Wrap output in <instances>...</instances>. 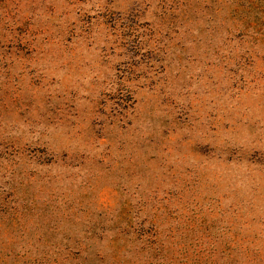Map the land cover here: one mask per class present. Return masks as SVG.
Here are the masks:
<instances>
[{"label": "rangeland", "instance_id": "374dc122", "mask_svg": "<svg viewBox=\"0 0 264 264\" xmlns=\"http://www.w3.org/2000/svg\"><path fill=\"white\" fill-rule=\"evenodd\" d=\"M0 264H264V0H0Z\"/></svg>", "mask_w": 264, "mask_h": 264}]
</instances>
